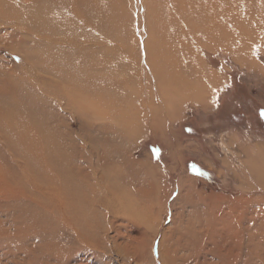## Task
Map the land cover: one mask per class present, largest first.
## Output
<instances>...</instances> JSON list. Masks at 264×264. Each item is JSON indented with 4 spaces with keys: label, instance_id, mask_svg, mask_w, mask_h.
I'll return each instance as SVG.
<instances>
[{
    "label": "rangeland",
    "instance_id": "374dc122",
    "mask_svg": "<svg viewBox=\"0 0 264 264\" xmlns=\"http://www.w3.org/2000/svg\"><path fill=\"white\" fill-rule=\"evenodd\" d=\"M42 1V12H45L48 24L42 41L27 34L23 22L0 19V88H2L0 91L4 93L0 94L2 98L0 101L7 106L12 105L11 101L22 106L28 104L26 98L33 95L32 88L27 85L31 84L35 87V91L45 88L42 90L45 92L44 97L40 100V105H44V109L39 110L37 115L41 118L46 116L40 120L49 128L53 127L57 131L56 136L58 133L67 135L70 140L68 143H71L70 156L76 157L80 150L91 161L88 166L97 174L94 185L100 186L101 195L99 193L97 196L96 214H94L96 221L88 230H84L78 225L62 223L57 212H52L51 207L44 206L45 198H40L42 207L39 205L36 211L32 210L36 209L34 202H37V196L40 197L36 192L37 196L33 191L31 195L25 193L35 200H31L26 195L23 196L25 200L19 194L22 203H27L26 201L31 203V207L29 205V209L26 210L28 212L24 211L26 219L23 217V221L27 222L25 229L21 228L23 225L20 220V230L25 232L26 240L29 239L27 242L24 241L26 243L23 246L26 249L30 247L34 249L30 256L27 255L26 261L35 264H161L158 251L160 246H163L165 259L171 264L174 240L179 236L178 234H185V227L193 223L195 228L202 229V236L207 235V240L201 244V250H198L200 254L191 258L194 259L191 264L195 262L222 264L221 257L228 255L225 252L229 247L231 264H264V41L263 43L261 41L263 37L255 41H261L259 42L261 47L254 50V53L250 51L252 54L249 56L240 55L239 52L233 55L219 49L206 48L197 49L196 55L190 57L191 59L187 56L186 60L189 58L197 72H200L198 68L203 66L209 74L205 78L195 79L197 74L192 76L185 70L175 69L174 72L178 77L175 75L172 79L166 80L167 85H156L153 76L150 77L151 83L149 81V85H145L140 77L141 72L140 70L138 72L136 67L139 56L137 43L143 53L144 43L141 38L144 36L146 38L147 34L154 38L158 35L156 32L159 29L154 28V19L151 18L153 12L152 15L145 14L149 25L148 32L140 33V37L136 27L138 14L134 11L136 43L131 30L133 24L131 25L130 14L121 17L123 10L131 9L134 0H66V2L62 0V3L61 0ZM112 3H114L113 7ZM115 4L119 7L123 5L121 6L123 9H119L118 6L116 8ZM135 4L132 7L134 10ZM47 6L50 8L49 11ZM57 6L62 8L59 9ZM163 9V7L160 9V13L166 15ZM57 13L60 15L57 16ZM113 15L116 19L114 21ZM115 15L118 17L116 18ZM165 15L163 18H166ZM168 16L169 24L172 18L170 13ZM72 17L75 19L72 20ZM121 19L122 22L119 21ZM76 24L78 29L75 28ZM111 25L113 30H117L114 35ZM152 29L156 30L155 33ZM68 36L75 38L73 37V40ZM80 43L84 45L79 46ZM36 45L39 48L35 47ZM43 45L50 46L49 49H53V45L57 46L54 50L50 49L53 52H49L44 46L47 48L45 51ZM31 46L35 49L32 50ZM40 50L42 52L44 50L43 55ZM69 50H73L74 54ZM30 54H35L34 56L37 55L39 58L29 59ZM49 55L55 60L51 57L50 59ZM56 55H59L58 58L62 59L63 63ZM64 55L73 58L69 59ZM143 55L144 53L141 54L142 58ZM23 56H26L30 62L22 63ZM195 59L198 60L197 64L194 63ZM175 60L181 63L185 58L179 57ZM70 61H73L72 65ZM84 68L89 72L88 75ZM124 70L126 73L123 72ZM105 71L106 73H103ZM111 73H114L115 77ZM67 74H70V77ZM148 74L150 75L149 72ZM184 77H187L185 85H178ZM66 78L70 82H67ZM206 79H213V84ZM66 82L69 85L66 86ZM71 84L75 86H70ZM127 84L130 86L127 87ZM72 89L76 93L71 94ZM51 94L57 97V102ZM84 94L87 96L83 97ZM77 95L80 97L77 98ZM74 98L80 104L76 99L73 101ZM80 99L84 102H80ZM35 100L32 98L31 103L34 104ZM72 101L71 106L69 103ZM89 101L91 104L88 103ZM75 104L78 112L80 111L79 114H75V111L77 112ZM97 106L99 109L105 108L104 111L101 109L97 111ZM91 109L94 114L91 113ZM118 112H121L127 121L121 117V113L119 116ZM81 113L85 116L84 114L80 116ZM96 114L99 116L97 117ZM116 120L119 125L115 123ZM59 123L62 124L58 125ZM107 125L115 129H110ZM73 135L79 138H77L79 149L73 143ZM65 141L67 142L66 137ZM65 141L63 143H66ZM1 152L0 150V167H6V170L15 169L10 162L8 163V159L5 160L6 163L4 162L5 152ZM110 158L117 161L115 165L119 169H116V174H120L121 182L125 184L122 185L125 190L127 189L125 194L127 205L124 202L120 204L121 201L119 202L116 195L114 198L107 189H102L104 185L100 183L99 178L106 170L104 163L111 160ZM70 159L73 160L72 157ZM3 203L1 202V205ZM130 203L133 205L132 208L129 206ZM107 206L112 209L109 211ZM6 216L5 212H1L0 221L8 228L11 220ZM15 216L22 217V212H19V216L18 214ZM228 237L233 238L232 244L223 243V238ZM150 247L153 250V257L150 254ZM5 251L3 249L0 256ZM179 253L177 252L178 256L187 255L186 257L190 258L188 251ZM22 257L23 255L18 254L14 259L16 263L10 260L12 261L10 264H25L20 260ZM1 261L0 264H4V261Z\"/></svg>",
    "mask_w": 264,
    "mask_h": 264
},
{
    "label": "bare ground",
    "instance_id": "6f19581e",
    "mask_svg": "<svg viewBox=\"0 0 264 264\" xmlns=\"http://www.w3.org/2000/svg\"><path fill=\"white\" fill-rule=\"evenodd\" d=\"M53 1H55V0H53ZM64 1L66 2V0H64ZM64 1H63V3H64ZM135 1H136V4H135ZM49 3H50V1H49ZM61 3H62V0H61ZM68 3H70V2H68ZM121 3L123 4V1H121ZM55 4H56V2H55ZM55 4H54V7H55ZM67 4H66V6H67ZM79 4H81V3H79ZM112 4H113L112 5V7H113L114 3H112ZM124 4H125V1H124ZM126 4H128V3L126 2ZM134 4H135V10L132 9ZM134 4L132 5V7H131V4L129 5L131 7V9L133 10V12L131 11V9L127 10L126 8H124L127 10V13H125L126 10H123L124 13L121 12V14H123V15L121 16V14H120V16L122 18H124L125 15L130 14V17L132 18L131 19L132 20L131 25L133 24V26H131V30L133 31V34L135 32V26H136L134 24L135 23L134 16H133L134 11H137L135 13L138 14V17H137L138 20H137V26H136L138 32L137 31L136 32L139 34V36H140V33L145 34L148 32L147 26H149V25H147V21H146V17H145L146 13H148V15H150L151 12L154 13L153 17H151L152 19H154V23H155L154 28L159 29V31L156 32V33H158V35L156 36L157 38L156 37L154 38V36H148V34H147L146 38H145V36L143 37L146 40L141 38L143 40V43H144L142 46L144 48V51H143V53H144L143 57L144 58H142V56H141V54H143V53L141 52L139 44L137 43V39L135 36L136 32L133 36L137 45H138V51H139L138 62H136L137 63L136 67H137L138 72L140 70V72H141L140 77H141L142 81L145 82V85H149V81L151 83V80H150L151 76L154 77V80L156 79V82H157L156 85H167V84H165L166 80H168V79L170 80V79H172V77H175V75H176V73L174 72L175 69L185 70V72L187 71L188 74H192V76L197 74L195 76L196 77L195 79H198L199 77H201V78L207 77L209 74L206 72V70L203 68L202 65L198 68L199 69L198 71H200V72H197L193 68L192 62L189 61L190 57H194L196 55V53H197L196 51L199 48L200 49L206 48L209 50L219 49V50H222L224 52L231 53L233 55L235 53L239 52L240 55L245 54V55L249 56L252 54L251 52H253L254 50H257L261 47V45H259V42L262 41V43H263V41H264V0H140V1L134 0ZM47 5L50 6V4H48V3H47ZM51 5H52V2H51ZM59 5H61V4H59ZM70 5H71V3H70ZM87 5H88V3H87ZM42 6H43L42 0H32V1H29V0H0V16H1L0 19L5 20V21H7V20L8 21L9 20H18V21L23 22L25 25L26 33L29 34L30 36H33L34 38H36V40L42 41L44 39L43 37L45 36L46 30H47L46 28L48 27L47 21L45 19L46 14H45V12H42V8H41ZM68 6H69V4H68ZM115 6L117 8L118 4H115ZM121 6H123V5H120V7L118 6L119 9L122 8ZM54 7H52V8H54ZM83 7H84V4L82 6V9H83ZM162 7L164 8L163 9L164 12L166 11V15L162 12L163 15L166 16V18H163V15L160 13V9ZM57 8H59V7L57 6ZM60 8H62V7H60ZM45 9H46V7L43 10L45 11ZM47 10L48 11L50 10V8H48V6H47ZM64 10L66 11V9H64ZM51 11L53 12L54 10H51ZM52 12H50V13H52ZM141 12H144L143 15L140 14ZM60 13H57V16H58V14L60 15ZM69 13H71V12H69ZM153 13H151V15ZM169 13H170V17L172 18V20H171V23L168 24V20H169L168 14ZM113 17H114V15H113ZM113 17H111V18H113ZM117 17H118V15L116 16V18ZM121 17H119V18H121ZM73 19H75V17L74 18L72 17V20ZM88 19H91V18H88ZM114 20H116L115 17L113 18V21ZM54 21H55V19H54ZM119 21L122 22V19ZM72 23H73V21H72ZM77 23H78V20H77ZM120 23H118V24L120 25ZM65 24H67V23H65ZM93 24H95L94 21H93ZM81 25H79V27H81ZM115 25H117V24H115ZM119 25H117V27ZM72 26H73V24H72ZM74 26H75V24H74ZM65 27H67V26H65ZM75 28L78 29V25ZM48 29H50V27ZM70 29H73V28L70 27ZM111 29H112V25H111ZM73 30H75V29H73ZM152 30H154V33H155L156 30L155 29H152ZM79 31H80V29H79ZM104 31H105V29H104ZM104 31H103V33H104ZM109 31H110V33H112L111 30H109ZM115 31H117V30L116 29L113 30V35H114ZM59 33H60V31H59ZM62 33L63 32H61V34ZM64 33H65V31H64ZM50 34H52V33L50 32ZM88 35H90L89 32H88ZM71 36H72V34H71ZM59 37H61L60 34H59ZM68 37L71 39L74 36L73 37L68 36ZM261 37H263V39L261 41L255 42L258 39H260ZM66 38H67V36H66ZM74 38H73V40H74ZM165 38H167V40ZM45 39H46V37H45ZM59 40L60 39H58V41ZM62 40L63 39H61V41ZM34 41H35V39H34ZM41 43H39V44H41ZM262 43H260V44H262ZM81 44L82 43H80L79 46H81ZM50 45H52V44H50ZM82 45H84V43ZM140 45H141V43H140ZM44 46L47 47L48 45H43L42 47H44ZM53 46H54L53 49L50 48L51 50H54V48H56L57 45L56 46L53 45ZM33 47H34V45H33ZM33 47H32V50L35 49V48L33 49ZM35 47H37V45ZM49 47H47V48L49 49ZM59 47H57L56 50H58ZM92 47H93V45H92ZM37 48H39V47H37ZM47 48H45V51ZM50 49L48 50L49 52L51 51ZM65 49L67 50V48H65ZM73 50H69V51H71V53H72ZM76 51H78V49ZM38 52H39V50H38ZM51 52H53V51H51ZM34 53L37 54L36 52H34ZM43 53H44V50L42 52V55H43ZM69 53L70 52H68V54ZM97 53H94V54H97ZM28 54H29V52H28ZM66 54H67V52H66ZM72 54H74V53H72ZM72 54H69V55L73 56ZM34 55L30 54L28 56V58L34 59V60L39 58V56L37 57V55H36V57H37L36 58ZM56 56H54V57L56 58ZM58 56H57V58H58ZM68 56H65V57L70 59L71 56L70 57H68ZM177 56H178V58L184 57L185 60L181 61V63H180L177 60H175V59H178ZM187 56L189 58L186 60ZM50 57L51 56L49 55V58ZM28 58L26 56H23V60H22L23 62L22 63L30 62L28 60ZM43 58H45V57L43 56ZM43 58H41V59L44 60ZM51 58H53V57H51ZM77 58H78V56H77ZM75 59H76V57H75ZM142 59H143V61H142ZM58 60H59V58H58ZM60 60H62V59H60ZM196 61H198V60L195 59V62H194L195 64H197ZM72 62L70 61L71 65H72ZM75 62H77V61H75ZM26 63H24V64H26ZM33 63H35V62H33ZM42 63H43V61H42ZM62 63H63V60H62ZM74 64H77V63H74ZM124 64H126V63L124 62ZM110 66H111V64H110ZM49 67H50V65H49ZM106 67H108V66L106 65ZM111 67H110V70H111ZM3 68H4V66H3ZM30 68H31V66H30ZM70 68H71V66H70ZM128 68H130V67L128 66ZM84 69H86V68H84ZM6 70H7V68H6ZM65 70H66V68H65ZM68 70H69V68H68ZM74 70L75 69H73V71ZM36 71H37V69H36ZM86 71H87V69H86ZM99 71H97V72H99ZM125 71L126 70H124L123 72H125ZM147 71L150 73V75L148 74ZM4 72L5 71H3V73ZM69 72H70V70H69ZM121 72H122V70H121ZM40 73L42 74V72H40ZM88 73L89 72L87 71L86 74L88 75ZM103 73H106V71ZM200 74H201V76H200ZM69 75L67 74V76H69ZM97 76H99V74ZM113 76L115 77V75H113ZM176 76L178 77V74ZM108 77H109V75H108ZM116 77H118V76H116ZM209 78H211V76H209ZM101 79H103V78H101ZM185 79H187V77L182 78L178 85H185ZM66 80H67V78H66ZM206 81L207 82L209 81L210 83L213 84V79H206ZM67 82H70V81L67 80ZM67 82H66V84L64 83L66 86L68 84ZM71 83H73V82H71ZM44 85H45V83H44ZM27 86L30 89L32 88V91H33L32 92L33 95L31 97L29 96L26 98V100L28 101L27 102L28 104H22V106H21L19 104H15L13 101H11L12 105L7 106L4 103H2L3 101H0V150L2 152L3 151L5 152V154H3V157H5V159L3 158L4 162H5V160L8 159L7 160L8 163L10 162V164H12V166H14V168H15V169L6 170L5 169L6 167L5 168L0 167V210H1L0 213L5 212L7 215L6 218L9 217L8 219L11 220L10 226H8L9 229L6 227L7 225H4L3 222L0 221V249H2L1 252H3V249L6 250L0 256V261L3 260L4 264L12 263V261H10V260L14 261V259L17 257L18 254H19V256L23 255L22 259L20 258V260H23L25 264H35V263H31V261H28V260L26 261V259H25L27 257V255L30 256V254L33 252L34 249H32L31 247L27 248V249L24 248V246H23L24 243H26L27 240H29V239L26 240V236L24 234L25 232L20 230L21 228L23 229L27 223L26 221H23L24 220L23 217L26 214L24 211L28 210L29 207H31V205H30L31 203L28 201H26L27 203H22V198H20L19 194H21L23 197L26 195L25 193H30V195L33 194L31 192V191H33L34 195L37 196L35 194V192H36L37 194L40 195V197L37 196L38 197V199H36L37 202H34L36 206L32 205V206L36 207V209H34L32 207L33 208L32 210L36 211L39 208V207L37 208V206H39V205H40V207H42L40 198H45L46 202H45L44 206L46 208L51 207L52 212H57L58 215L60 216V220H62L61 221L62 223L66 224V225H71V224L78 225L80 228H83L84 230H88L96 221L94 214H96L95 211H96V207H97L96 206L97 196L99 193L101 195L100 186L96 187L94 185L95 184L94 179H96L97 174H96V172H94V170L92 171V169L89 168L91 161H89V159L86 158L85 155L82 154V152H80V150L78 151L79 146H78L77 140L79 138L75 137L73 135V137H72L73 143H74L75 147L77 146L78 149L76 151H78V153L76 154V157L70 156L69 150L71 148V143L70 144L68 143L69 139L67 138V135L66 134L60 135V133H58V135L56 136L55 133L57 131H55V129L53 127H51V128H53V130H52L51 128H49V126L46 123L43 124V122H41V120L43 118H46V116L41 118L37 115V113H39L38 112L39 110L44 109V107H43L44 105H40V103H41L40 100H41V98L44 97L45 92L42 90L45 88L42 87L41 91H35V87H33L31 84H29ZM70 86H75V85L71 84ZM128 86H130V85L127 84V87ZM96 87H98V86H96ZM0 89H2V88H0ZM74 90H75V88H74ZM74 90L72 89L71 94L76 93ZM5 91H7V90H5ZM8 91H9V89H8ZM1 93H3V92L0 91V94ZM9 93H10V91H9ZM83 93L84 92H82V94ZM6 94H8V93H6ZM9 95H8V97H9ZM80 95L79 96L77 95L78 96L77 98H79ZM10 96H12V95H10ZM63 96H65V95L63 94ZM84 96H87V95L84 94L83 97ZM129 96H131V95H129ZM2 97H3V95H2ZM52 97L56 98L55 102H57V97L55 95H52ZM88 97H90V96H88ZM32 98H34V100L36 99L34 101L35 102L34 104L31 103ZM65 98L68 99L67 97H65ZM81 98H82V95H81ZM1 99L2 98L0 97V100ZM75 99L76 98H74L73 101H75ZM82 99H84V98H82ZM125 99H123V100L125 101ZM68 100L71 101L70 99H68ZM73 101H72V103H69V105L73 104ZM82 101L83 100H81L80 102H82ZM132 101H135V99H132ZM86 102L87 101H85V103ZM100 102H101V100H100ZM126 102L128 103V99L126 100ZM77 103H79L78 100H77ZM88 103L91 104L90 101ZM130 104L132 105V103H130ZM130 104H128V105H130ZM31 105L33 108L31 107ZM69 105H67L66 108H68ZM75 105H76V107L74 105L73 106L77 109V104H75ZM89 107H90V105H89ZM146 107H147V105H146ZM55 108H57V107H55ZM72 108L73 107H71V109ZM101 108L102 107H100V109ZM107 108H108V106H107ZM86 109L87 108H85V110ZM92 109H94V108H92ZM92 109H91V113L94 114V112H92ZM98 109L99 108L97 106V111H98ZM104 109H101V111L102 110L104 111ZM34 110H35V112H34ZM73 111H74V109H73ZM101 111H99V113L98 112L97 113L100 114ZM79 112L77 109V112L75 111V114L76 113L79 114ZM83 112H84V110H83ZM110 112H112V110ZM110 112H109V114H111ZM48 113H49V111H48ZM84 113H81L80 116ZM86 113H87V110H86ZM120 113H119V116H120ZM75 114L73 116H75ZM92 114H90V115L93 116ZM102 115H104V114H102ZM121 115H122L121 117L125 120L122 113H121ZM84 116H85V114H84ZM98 116L99 115H97V117ZM107 116L109 117V115H107ZM48 117L50 118V116H48ZM53 117H55V114ZM88 117H90V116H88ZM113 117L114 116H112V118ZM40 118H41V120H40ZM100 118H102V117H100ZM100 118H99V121H100ZM112 118L110 119L109 122H111ZM102 119H105V117ZM102 119H101V121H102ZM123 119H122V122L124 121ZM56 120H58V119H56ZM120 120H121V118H120ZM52 121L53 120H51V122ZM92 121H94V120H92ZM125 121H127V120H125ZM116 122H118V120H116L115 123ZM120 122L121 121H119V123ZM85 123H87V122H85ZM112 123H113V121H112ZM61 124L59 123L58 125H61ZM120 124H122V123H120ZM101 125H103V124H101ZM117 125H119V124H117ZM55 126H56V124H55ZM91 126H93V125H91ZM107 126L109 127L110 125H107ZM69 128H70V126H69ZM93 128H94V126H93ZM109 128L112 129L113 127L112 128L109 127ZM95 129H93V130H95ZM114 129L115 128H113V130ZM98 131H99V129H98ZM85 134H86V132H85ZM62 135H64L66 137L67 142L65 141V137ZM110 135H113V134H110ZM116 135H118V134H116ZM63 141H65L66 143H63ZM67 143L69 144V146L67 145ZM70 157H72L74 161L72 159H70ZM1 158H2V156H1ZM113 158H115V157H113ZM113 158H110L111 160H108L104 163L106 170L103 171L99 180H100V183H102L104 185L102 187V189H107V192L113 194L114 198L117 196V199H119V202L121 201L120 204H123V202H124V204L127 205L128 200L125 197L127 189L126 190L124 189L123 185H125V184H123L121 182V178H120L121 176L119 177L120 174L119 175L116 174L117 173L116 169L117 168L119 169V167H117L115 165V162H117V161H114L115 159H113ZM121 159H123V158H121ZM1 163H3V162H1ZM106 163H108V164H106ZM88 164H89V166H88ZM123 164H125V162ZM127 167H129V166H127ZM93 181H94V183H93ZM97 182H99V181L97 180ZM25 186H26V189H25ZM128 186L131 187L130 185H128ZM25 197H23V199H25ZM27 197L30 198V196H27ZM29 198H27V199H29ZM30 199L35 200L32 198H30ZM45 199H43V200L45 201ZM1 202L2 203L4 202V203L1 205ZM31 202L33 204V201H31ZM14 203H16V204L10 205V204H14ZM129 206H130V208L133 207V205L131 203ZM107 207H108L109 211L112 209L110 206H107ZM45 211H46V209H45ZM19 212H22V217L20 216L21 219L19 217L15 216L16 214H18V216H19ZM26 212H28V211H26ZM39 212H40V210H39ZM47 214H49V213H47ZM24 218L26 219V217H24ZM20 220H22L21 223L23 225V226H21V228H20V225H21ZM58 222H60V221H58ZM99 222H101V221H99ZM2 224H3V226H2ZM8 224H9V222H8ZM193 225H195V224L191 223L189 226L185 227L186 233L185 234L184 233L178 234L179 236H177L176 240H174V242H173L174 244L172 245L173 246L172 249H174V253H173L174 255H171V256H173V257H171L172 258L171 264H187V263L191 264V263H193L194 259L191 260V258H195L198 255V253L202 247L201 244L206 242V240H207L206 236L207 235L202 236V233H201L202 229H197ZM10 230H12L13 232ZM211 235H213V234H211ZM228 238H226V239L223 238V243L225 242L226 244H229V243L232 244L233 238L232 237H230L229 239ZM24 241H26V242H24ZM164 250L165 249H163V246H160L159 251H158V258H159V261H161V264H168L166 259H165L166 255H165ZM230 250H231L230 247L227 248L225 254H228V255H226V256L223 255L221 257L222 264H231L229 262L230 261V255H229ZM168 251H169V249H168ZM180 251L181 252L188 251V254L190 252V254H189L190 258L186 257L187 255L186 256L185 255H181V256L179 255L178 256L177 252L179 253ZM152 253H153V250L150 247L151 257H153ZM179 254H181V253H179ZM153 260H152V262H153ZM7 262H9V263H7ZM17 262H19V261H17ZM15 263H13V264H15ZM195 264H197V263L195 262Z\"/></svg>",
    "mask_w": 264,
    "mask_h": 264
}]
</instances>
